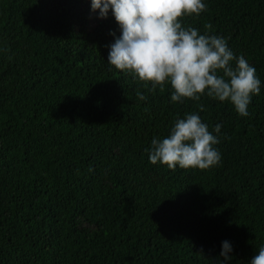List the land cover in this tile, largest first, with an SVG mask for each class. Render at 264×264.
Listing matches in <instances>:
<instances>
[{"label":"trees","instance_id":"16d2710c","mask_svg":"<svg viewBox=\"0 0 264 264\" xmlns=\"http://www.w3.org/2000/svg\"><path fill=\"white\" fill-rule=\"evenodd\" d=\"M203 3L182 26L255 67L247 117L206 94L172 102L170 84L150 92L111 66V9L0 0V264H250L264 247V0ZM188 114L218 135L220 164H151L153 138Z\"/></svg>","mask_w":264,"mask_h":264},{"label":"clouds","instance_id":"9594fccd","mask_svg":"<svg viewBox=\"0 0 264 264\" xmlns=\"http://www.w3.org/2000/svg\"><path fill=\"white\" fill-rule=\"evenodd\" d=\"M91 8L102 19L111 9L120 26L121 36L110 46L108 57L115 69L132 74L150 92L157 87L163 92L170 84L172 102L199 101L206 94L230 102L240 116H249L251 100L261 89L255 67L243 55L235 56L223 37L201 35L195 28L182 26L184 17L206 11L203 0H91ZM137 97L147 98L139 91ZM220 130L217 124L215 133ZM219 143L218 135L198 115L188 114L176 121L166 138H153L147 151L153 165L208 170L220 164L221 154L215 147ZM231 251L229 242H223L220 255L225 262L231 260ZM250 264H264V247Z\"/></svg>","mask_w":264,"mask_h":264}]
</instances>
